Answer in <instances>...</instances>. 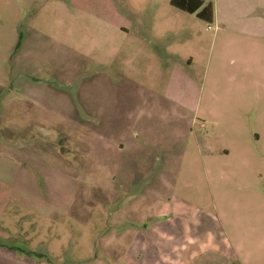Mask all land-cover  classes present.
Instances as JSON below:
<instances>
[{
  "label": "rangeland",
  "instance_id": "rangeland-1",
  "mask_svg": "<svg viewBox=\"0 0 264 264\" xmlns=\"http://www.w3.org/2000/svg\"><path fill=\"white\" fill-rule=\"evenodd\" d=\"M170 1L0 0L1 245L264 264V14Z\"/></svg>",
  "mask_w": 264,
  "mask_h": 264
},
{
  "label": "crops",
  "instance_id": "crops-1",
  "mask_svg": "<svg viewBox=\"0 0 264 264\" xmlns=\"http://www.w3.org/2000/svg\"><path fill=\"white\" fill-rule=\"evenodd\" d=\"M225 3L226 8L230 10L225 13L228 21L232 20L231 16L234 14L232 10L235 8L259 10L261 14H264V0H226ZM213 6L214 22L215 20L219 19V8L214 2ZM206 145L207 143L203 139H200V146L202 147ZM205 153L206 152H203L202 154ZM208 154L210 156L219 155L221 159L228 160L231 156V150L227 148H221L218 151H210ZM163 224L164 223H158L159 227L163 226ZM70 245L72 244H55L45 241H41L39 244L28 243L27 246H25V249L28 251L25 252L24 249L15 245L14 247H7L0 244V264H78L81 261V255L76 253L77 249L75 251L74 244L72 247H70ZM166 245L167 244L164 240V237L162 236V230L159 231L156 229L150 236V257L147 258L146 261L140 262L138 251L134 254L129 253L131 261L136 262L135 264H172L174 257L165 255L167 248ZM158 249L161 251L158 255H156L155 251Z\"/></svg>",
  "mask_w": 264,
  "mask_h": 264
},
{
  "label": "trees",
  "instance_id": "trees-1",
  "mask_svg": "<svg viewBox=\"0 0 264 264\" xmlns=\"http://www.w3.org/2000/svg\"><path fill=\"white\" fill-rule=\"evenodd\" d=\"M175 9L195 15L208 23L213 22L214 6L212 0H171Z\"/></svg>",
  "mask_w": 264,
  "mask_h": 264
},
{
  "label": "built area",
  "instance_id": "built-area-1",
  "mask_svg": "<svg viewBox=\"0 0 264 264\" xmlns=\"http://www.w3.org/2000/svg\"><path fill=\"white\" fill-rule=\"evenodd\" d=\"M199 128H200V129H204V124H200V125H199Z\"/></svg>",
  "mask_w": 264,
  "mask_h": 264
}]
</instances>
